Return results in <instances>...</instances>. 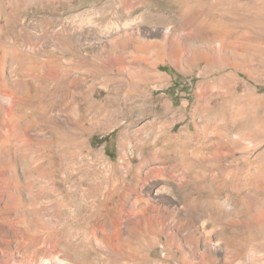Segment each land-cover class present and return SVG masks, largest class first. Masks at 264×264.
I'll list each match as a JSON object with an SVG mask.
<instances>
[{"label": "rangeland", "instance_id": "obj_1", "mask_svg": "<svg viewBox=\"0 0 264 264\" xmlns=\"http://www.w3.org/2000/svg\"><path fill=\"white\" fill-rule=\"evenodd\" d=\"M29 39L42 105L44 61L53 65L51 109L67 125L57 122L55 129L83 139L86 180L99 179L94 171L101 175V201L105 195L109 203L124 198L115 258L84 227L87 216L101 232L95 201L84 209L73 205L68 216H48L50 228L65 227L80 246L86 237L89 250L81 264H190L168 241L182 232L164 222L168 210L186 213L194 200L200 204L194 217L207 231L215 228L211 243L221 247L213 264H264V0H0V45ZM196 51L206 57L195 60ZM1 63L0 136L9 135L13 144L10 133L20 120L12 122V115L33 113L17 106L19 65L0 46ZM27 83L33 94L34 81ZM43 131L42 125L28 129ZM214 153L219 157L209 164L205 159ZM73 178L67 198L77 204L81 188ZM144 199L151 230L140 227L137 204ZM40 229L25 233L38 237ZM26 234L16 231L23 247ZM18 253L0 250V264H23ZM192 256L199 261L194 264H209Z\"/></svg>", "mask_w": 264, "mask_h": 264}, {"label": "bare ground", "instance_id": "obj_2", "mask_svg": "<svg viewBox=\"0 0 264 264\" xmlns=\"http://www.w3.org/2000/svg\"><path fill=\"white\" fill-rule=\"evenodd\" d=\"M0 46L4 54L14 61L13 65H19L17 71L19 77L14 79V84L18 85L22 83L23 87L22 95L18 99L17 106L21 105L24 113H33V117H25L21 114L12 115V122L16 119L20 120V123L15 122V124H13L14 127L10 133L12 135L15 134V141L13 144H8L11 140L9 135L0 136L1 254L8 255L13 251L19 252L21 255L19 257H21V262H23V264H52L54 261L57 262V264H81L83 257L85 258L87 256L89 250L87 246H85L87 245L86 237L82 238L80 246L79 243L73 240L65 227L60 229L54 227L50 228L48 216L56 214L68 216L69 212L73 211V205L75 209H84L86 207L85 204L93 200L97 203L96 206L99 215L97 221L103 219L100 225L101 232H98L99 227L97 223L92 222L91 218L87 216L85 218L83 217L86 222L84 227H90L89 231L91 233V238H93L100 247L110 250L113 253L112 258H115L120 238L118 233L119 211L122 209L120 207L124 198H117L112 201V203H109L108 197L105 195V197H102L104 199L101 201L99 195L103 185L101 175H99L97 171H94L92 173L96 174L99 179L92 182L91 180H86L88 166L84 168L83 164L84 158L87 156L81 149L83 139L77 135L71 134L70 132L72 131L69 133H58L57 129H55L54 126L57 122L59 124L58 126L62 128H67V125L65 121V123L58 121L55 113L51 109V103L54 97L53 85L51 87V84L55 77L51 60L44 61L45 70L43 77L46 80L44 82V90L47 91V95L45 104L42 105V101L39 100L41 84L39 82L40 75H38L36 70L34 41L31 39L27 40L25 43L8 41L3 42ZM205 53L196 51L194 54L195 60L205 58ZM3 66L4 64L1 63V72ZM28 79L34 81L33 94L30 92V87L27 83ZM90 104L96 106L95 101H92ZM165 107L170 108L168 105ZM76 108L78 109V107ZM74 111L75 110L72 111L74 116L80 117L82 115L79 114L78 110V112ZM41 125L45 131L35 134H30L28 132V129L36 130ZM218 155V153H214L213 157L211 156L212 158H207L205 160L209 164L214 165L219 157ZM90 163L92 164V162ZM140 164L142 165V162ZM135 171L138 178L140 175L139 166ZM72 177L76 179L72 182L76 183V185L81 188V197L79 196L80 203L77 204H71L70 197L67 198L72 192V187L70 188L68 184V181ZM93 178L96 179V177ZM110 183L113 188L116 182L112 181ZM133 187L134 185L129 188L133 189ZM4 188L6 193L2 192ZM128 192L130 191L128 190ZM156 192H158V189ZM198 202V200H194L192 204L190 203L191 205L187 208L188 210L186 213L182 212L183 208L182 211L178 208L168 210L164 225L168 227L170 224H173V226L177 227L178 230L182 232L180 238L177 235H171V240L168 239V241L177 246L182 259L186 263L194 264V262H199L197 258V260L193 256L191 258V253H193L194 255L199 254L202 260L207 261L209 264H213L216 262V250L221 249V247H214L213 243H211L210 233H212L215 228L207 231L204 221L194 217V212L192 210L200 205ZM223 205L227 206L229 202L226 201ZM209 206L211 208H219L221 205L210 203ZM148 208V200H145L144 204H137V209L142 214L140 227L144 230L146 229V224L151 227L150 230L153 228V225L150 223L152 214L147 213V217L144 215V213L146 214L148 211ZM241 211L243 210H237L236 212L240 214ZM66 212L68 214H66ZM241 221V219L235 218L233 222ZM228 222H232V220H228ZM37 225L40 226L42 229L40 230L44 232L42 235L36 237L25 233L27 227H35ZM163 229L164 228H162V232H164ZM16 231L26 234L27 246L23 247L24 245L20 244L21 242H19L16 237ZM221 236H223L225 240L224 243L227 245L226 237L222 233ZM12 238L15 239L13 240ZM185 243L188 245V251L183 249ZM32 248L36 251L32 252L34 251L31 250ZM223 250L225 249L223 248ZM237 257L239 258V253L236 254V258Z\"/></svg>", "mask_w": 264, "mask_h": 264}, {"label": "trees", "instance_id": "obj_3", "mask_svg": "<svg viewBox=\"0 0 264 264\" xmlns=\"http://www.w3.org/2000/svg\"><path fill=\"white\" fill-rule=\"evenodd\" d=\"M185 89H187V90L189 91L190 87L188 86V87H187V88H185Z\"/></svg>", "mask_w": 264, "mask_h": 264}, {"label": "crops", "instance_id": "obj_4", "mask_svg": "<svg viewBox=\"0 0 264 264\" xmlns=\"http://www.w3.org/2000/svg\"><path fill=\"white\" fill-rule=\"evenodd\" d=\"M169 106V105H168Z\"/></svg>", "mask_w": 264, "mask_h": 264}]
</instances>
